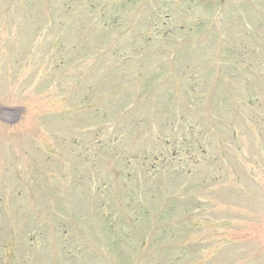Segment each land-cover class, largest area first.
Wrapping results in <instances>:
<instances>
[{
    "label": "rangeland",
    "instance_id": "374dc122",
    "mask_svg": "<svg viewBox=\"0 0 264 264\" xmlns=\"http://www.w3.org/2000/svg\"><path fill=\"white\" fill-rule=\"evenodd\" d=\"M0 264H264V0H0Z\"/></svg>",
    "mask_w": 264,
    "mask_h": 264
}]
</instances>
